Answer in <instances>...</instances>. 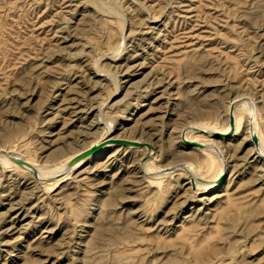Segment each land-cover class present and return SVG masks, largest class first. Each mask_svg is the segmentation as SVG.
<instances>
[{"label": "rangeland", "instance_id": "obj_1", "mask_svg": "<svg viewBox=\"0 0 264 264\" xmlns=\"http://www.w3.org/2000/svg\"><path fill=\"white\" fill-rule=\"evenodd\" d=\"M0 264H264V0H0Z\"/></svg>", "mask_w": 264, "mask_h": 264}, {"label": "bare ground", "instance_id": "obj_2", "mask_svg": "<svg viewBox=\"0 0 264 264\" xmlns=\"http://www.w3.org/2000/svg\"><path fill=\"white\" fill-rule=\"evenodd\" d=\"M118 1V0H117ZM117 3V2H116ZM115 5V4H114ZM116 8V7H115ZM83 27V26H82ZM83 32L85 31V30H82ZM68 102V101H67ZM203 144V143H202ZM206 146V145H205ZM207 147H208V144H207ZM210 149H211V147H210ZM261 155H263V154H261ZM81 158V157H80ZM82 160H84V159H82ZM81 160V161H82ZM78 161V160H77ZM80 161V160H79ZM219 176H221V175H218V177L216 178V180L215 181H213V182H217V179H219ZM214 185L215 184H212L211 186H209V187H207V188H205L206 189V191L205 192H203V194H209L208 192H211L212 190H214ZM12 203H10L9 205H11ZM15 207L17 206V205H14ZM14 206H13V208H14ZM9 208V207H8ZM10 208H12V207H10ZM12 208V209H13ZM14 230V229H13Z\"/></svg>", "mask_w": 264, "mask_h": 264}]
</instances>
